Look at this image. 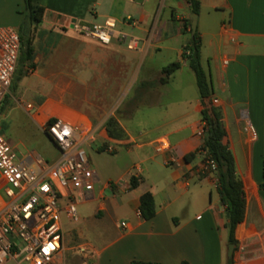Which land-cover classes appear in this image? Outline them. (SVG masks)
<instances>
[{"label": "crops", "instance_id": "1", "mask_svg": "<svg viewBox=\"0 0 264 264\" xmlns=\"http://www.w3.org/2000/svg\"><path fill=\"white\" fill-rule=\"evenodd\" d=\"M34 1L45 10L36 26L35 66L26 68L15 101L47 144L42 150L25 146L19 155L8 142L22 161L40 156L55 165L60 150L42 127L62 118L87 121L97 132L93 143L100 142V150L116 148L108 174L91 166L93 192L62 188L59 193L67 252L95 264H227L228 213L216 174L202 170V99L184 58L193 37L188 0ZM199 1L202 67L246 198L233 259L235 264H264V0ZM25 11V0H0V24L20 27ZM108 18L116 20L118 32L138 40L136 50L118 39L105 47L72 29L76 21ZM173 63L181 68L163 84V70ZM90 96L128 98L127 110L117 118L121 139L109 137L104 116H91L76 103ZM25 97L38 102L24 106ZM161 140L169 148L158 152ZM148 193L156 206L151 220L140 213L141 198ZM72 199L78 221L64 211Z\"/></svg>", "mask_w": 264, "mask_h": 264}, {"label": "built area", "instance_id": "2", "mask_svg": "<svg viewBox=\"0 0 264 264\" xmlns=\"http://www.w3.org/2000/svg\"><path fill=\"white\" fill-rule=\"evenodd\" d=\"M72 29L105 47L114 39L126 44L129 50H136L138 45L136 38L129 39L117 31V22L112 18L102 23L76 21ZM20 53V31L0 27V108L12 87ZM33 109L32 105L27 106L28 111ZM42 128L60 150L61 156L55 165L40 156L22 161L0 132V191L4 195L0 204V264H67L59 193L62 188L81 192H93L95 188V171L85 146L95 141L96 130L87 121L72 123L62 118L48 120ZM251 131L255 133L253 128ZM206 132L203 123L199 135L204 139ZM168 148L166 140L156 145L158 152ZM115 151V147L108 148L109 153ZM202 170L216 174L217 166L206 157ZM64 211L68 218L78 221L75 200Z\"/></svg>", "mask_w": 264, "mask_h": 264}, {"label": "trees", "instance_id": "3", "mask_svg": "<svg viewBox=\"0 0 264 264\" xmlns=\"http://www.w3.org/2000/svg\"><path fill=\"white\" fill-rule=\"evenodd\" d=\"M190 9L193 15L198 16L200 13V1L188 0ZM26 11L24 14L23 31L27 26L36 27L43 19L44 8L40 7L34 0H25ZM21 36V53L20 58L23 55L26 62H31L34 57V49L29 40L20 33ZM201 49L202 40L198 33L192 37L190 44L185 49L188 54L184 55V58L188 60L189 66L196 76L197 87L202 99V122L206 125V135L204 138V144L202 151L206 153V157L215 162L217 166L216 176L218 179L219 193L221 195L222 204L226 207L229 229V243L237 245L236 231L240 224L244 222L246 214V198L244 192V184L237 175L236 160L228 148L225 145L224 140L226 137V131L222 124V117L220 112L213 106L211 98V84L202 67L201 62ZM20 59L18 69L15 77L18 74L20 68ZM26 68H33L32 64H25L23 73H26ZM181 68L180 63H173L167 66L163 70V74L166 76L161 80L163 84L168 82V79ZM20 76V75H19ZM18 76V78H19ZM18 80V79H17ZM14 82V81H13ZM15 86V83L14 85ZM6 103L4 100L3 104ZM106 130L108 135L112 139H121L123 137L122 131L119 128L115 120H110L107 124ZM102 152L106 151L101 149ZM192 155L191 157H193ZM189 159V158H188ZM138 185L137 180H131V188H135ZM260 189L264 191V161H263V180L260 184ZM140 213L145 220H151L156 215V206L152 194H145L141 198ZM133 264H151L133 262ZM227 264H235L234 259L228 261Z\"/></svg>", "mask_w": 264, "mask_h": 264}, {"label": "rangeland", "instance_id": "4", "mask_svg": "<svg viewBox=\"0 0 264 264\" xmlns=\"http://www.w3.org/2000/svg\"><path fill=\"white\" fill-rule=\"evenodd\" d=\"M24 20V18H23ZM0 27H14L9 26L7 24H0ZM15 29H23V21L20 27H14ZM20 33L25 37L26 40H29L34 49V56L36 55V48L34 45L36 39V27L34 25L27 26ZM72 49V48H71ZM72 52V50H71ZM70 55V54H69ZM73 55V54H72ZM70 55V56H72ZM20 68L16 77H14V82L10 91L5 98L6 103L2 105L0 109V130L3 131V134L7 138V140L16 147L19 155L26 152V147L30 150L40 149L47 144L45 137L42 133L36 128L34 123L31 120L30 114H28L19 104L16 103L15 99L18 97L16 94V89L22 78L26 76L27 73H23V68L25 64L34 67V57L31 62H26L25 57L22 55L20 58ZM20 75V76H19ZM19 76V78H18ZM18 79V80H17ZM15 83V86H13ZM119 99L116 103L115 101ZM38 102L37 98L25 97L22 98V103L26 106L29 103ZM80 107H83L87 110V112L91 116L102 115L106 118V124L110 120H115L117 122V118L120 117L123 111L127 110L128 98L121 97L118 98H110V97H82L78 98L76 101ZM35 111H32L33 114ZM118 124V122H117ZM203 125V122H202ZM201 128L199 129V131ZM26 146V147H25ZM101 143L95 142L92 144H88L85 146L87 156L90 160V164L94 168L101 167L105 174H108L109 167L113 164V158L115 154H111L108 151L102 152L100 150ZM206 159V155H204V160ZM88 261V260H85ZM82 260H79L76 255L67 252V264H80ZM96 262H89V264H95ZM13 264V263H10Z\"/></svg>", "mask_w": 264, "mask_h": 264}, {"label": "water", "instance_id": "5", "mask_svg": "<svg viewBox=\"0 0 264 264\" xmlns=\"http://www.w3.org/2000/svg\"><path fill=\"white\" fill-rule=\"evenodd\" d=\"M192 35L194 36L197 32V26H198V17L196 15H192ZM227 217L229 218V214H227ZM236 245L230 244L228 246V258L231 260L234 257V250Z\"/></svg>", "mask_w": 264, "mask_h": 264}, {"label": "bare ground", "instance_id": "6", "mask_svg": "<svg viewBox=\"0 0 264 264\" xmlns=\"http://www.w3.org/2000/svg\"><path fill=\"white\" fill-rule=\"evenodd\" d=\"M48 107L51 109L52 107H54V104L49 103Z\"/></svg>", "mask_w": 264, "mask_h": 264}]
</instances>
